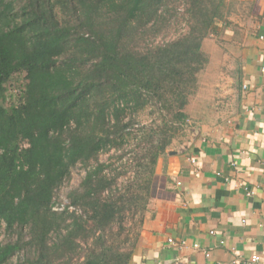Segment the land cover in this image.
Wrapping results in <instances>:
<instances>
[{"label":"trees","instance_id":"trees-1","mask_svg":"<svg viewBox=\"0 0 264 264\" xmlns=\"http://www.w3.org/2000/svg\"><path fill=\"white\" fill-rule=\"evenodd\" d=\"M71 1L70 21L33 8L20 28L0 35V225L12 233L0 243V264L14 257L16 264H128L133 248L109 243L105 227L129 190H108V164L97 157L120 150L117 141L146 101L171 124L184 118L200 44L219 8L210 0ZM182 23L184 31L165 40ZM25 31L30 38L21 43ZM157 37L164 40L153 44ZM145 40L153 45L141 51ZM16 73L27 84L7 110L5 84ZM174 129L165 124L159 132L161 150ZM79 164L84 176L63 209L53 210L54 191Z\"/></svg>","mask_w":264,"mask_h":264},{"label":"crops","instance_id":"crops-1","mask_svg":"<svg viewBox=\"0 0 264 264\" xmlns=\"http://www.w3.org/2000/svg\"><path fill=\"white\" fill-rule=\"evenodd\" d=\"M254 1L223 31L236 69L229 110L158 158L128 264H264V0Z\"/></svg>","mask_w":264,"mask_h":264},{"label":"rangeland","instance_id":"rangeland-1","mask_svg":"<svg viewBox=\"0 0 264 264\" xmlns=\"http://www.w3.org/2000/svg\"><path fill=\"white\" fill-rule=\"evenodd\" d=\"M203 1L205 3V0ZM210 1L214 6L219 5L215 14V27L200 44L202 58L195 75L196 81L190 89L193 95L184 118L177 121L172 120L171 124L170 115L163 113L164 117L161 116L157 107L146 101V104L137 107L133 113L132 126L127 129L128 135L117 141L118 144L121 143L120 150L118 149L114 155L115 150L112 147L108 152H103L97 157L99 163L108 164L102 172L110 181L108 190L116 195L123 194L127 188L129 190L125 198L128 200L118 204L115 209L117 214L113 221L105 227L107 240L115 246L131 250L135 245L149 201L147 185L149 173L147 172L152 169L154 173L156 162L165 149L161 150L158 143V140L162 138L159 132L165 129V124L175 128L172 137L174 139L183 135L188 129L196 127L202 119L223 117L229 110L228 104L232 99L230 92L235 87L236 69L235 72L232 71L234 67L232 47L225 40L223 31L232 23V17L244 15L246 11L251 10L255 1ZM71 3L72 1L69 0V8L66 9L64 6L66 0H0V35H6L20 28L32 16L33 8L46 14H52L59 23L70 21ZM184 27V23L180 26H173L168 31L165 40L182 33ZM20 36L18 40L22 38L21 43H23L29 40L30 33L25 31ZM161 39L157 37L152 42L156 44L161 42ZM18 40L13 42L12 46H17ZM153 44L145 40L137 46L141 51H145ZM26 84L24 73L13 74L9 82L5 84L4 104L6 103L7 110H10L13 104L20 99ZM143 156L146 157L143 158ZM151 156H156L154 164H150ZM144 165L145 170L142 171L141 166ZM147 166L149 168L146 171ZM86 170L87 167L80 164L71 169L69 179L54 191V205L60 207L67 203L68 192L80 183ZM10 238H12V233L6 231L4 225H0V243ZM16 261L17 257H14L7 264H16Z\"/></svg>","mask_w":264,"mask_h":264},{"label":"built area","instance_id":"built-area-1","mask_svg":"<svg viewBox=\"0 0 264 264\" xmlns=\"http://www.w3.org/2000/svg\"><path fill=\"white\" fill-rule=\"evenodd\" d=\"M16 75H18V73H16ZM243 87H244V86H243ZM18 104H19V102L16 101V102L14 103V106L16 107ZM63 207H64V206H60V207H58L57 205H54V206H53V210H55V211H61V210L63 209ZM68 211H70V212H73V211L78 212V210H75V209H74L73 207H71V206L68 207ZM194 248H197V246H194ZM238 259H241V258L238 257ZM258 262H259L258 258L255 257V258H253L252 260L248 261L247 264H258Z\"/></svg>","mask_w":264,"mask_h":264}]
</instances>
